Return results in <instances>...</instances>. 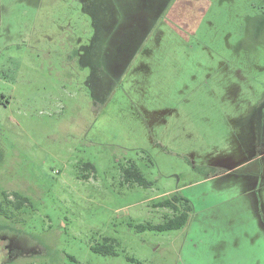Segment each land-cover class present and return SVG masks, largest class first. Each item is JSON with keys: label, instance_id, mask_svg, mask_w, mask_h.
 <instances>
[{"label": "rangeland", "instance_id": "1", "mask_svg": "<svg viewBox=\"0 0 264 264\" xmlns=\"http://www.w3.org/2000/svg\"><path fill=\"white\" fill-rule=\"evenodd\" d=\"M261 120L264 0H0V264H229L264 204ZM175 194L189 223L139 230Z\"/></svg>", "mask_w": 264, "mask_h": 264}, {"label": "crops", "instance_id": "2", "mask_svg": "<svg viewBox=\"0 0 264 264\" xmlns=\"http://www.w3.org/2000/svg\"><path fill=\"white\" fill-rule=\"evenodd\" d=\"M244 208L246 207H242V211ZM236 211L242 212L240 210ZM259 214V221H257L258 225H255L257 229H254L256 220L252 219L249 221V218L243 222H236L231 225V234L234 235V238L231 240L228 238L226 242H223V244L219 246L224 252H226L224 254L226 260L230 261L229 264H234L235 261L236 264H238L240 260L244 261L246 258L248 261H241L240 264H264V204L259 205ZM210 226L213 227L214 225ZM208 243H210L212 247L216 244H212L211 239L205 237V240L198 244L197 252L195 254L202 255V252L207 250L206 245ZM247 244L251 246H248ZM251 261L254 262L250 263Z\"/></svg>", "mask_w": 264, "mask_h": 264}, {"label": "trees", "instance_id": "3", "mask_svg": "<svg viewBox=\"0 0 264 264\" xmlns=\"http://www.w3.org/2000/svg\"><path fill=\"white\" fill-rule=\"evenodd\" d=\"M87 168H93L95 170V166L93 163H86ZM122 174L125 181L129 184L137 183L141 186L149 187L152 184V181L148 180L145 175L141 172V170L133 164L122 166ZM19 200L18 206L27 203L29 200L26 196H22L18 192L12 193ZM10 194L6 192V198H8ZM184 197L179 195H173L171 197L163 198L155 203L156 206L170 208L174 211V215L168 216V220L163 223L153 224L147 223L140 225L139 230L145 229H156L160 231L164 230H174L181 229L189 221L191 207L187 204V199L183 201ZM5 212V209L0 208V211ZM94 250L106 255H116L117 251L113 248V245L107 239V241L99 246H93Z\"/></svg>", "mask_w": 264, "mask_h": 264}, {"label": "flooded vegetation", "instance_id": "4", "mask_svg": "<svg viewBox=\"0 0 264 264\" xmlns=\"http://www.w3.org/2000/svg\"><path fill=\"white\" fill-rule=\"evenodd\" d=\"M260 127L261 128H264V122H263V120H261Z\"/></svg>", "mask_w": 264, "mask_h": 264}]
</instances>
